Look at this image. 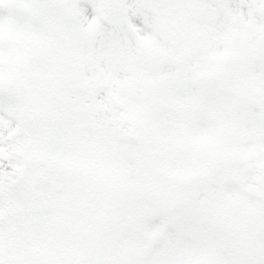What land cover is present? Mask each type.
Segmentation results:
<instances>
[{"label":"snow or ice","instance_id":"snow-or-ice-1","mask_svg":"<svg viewBox=\"0 0 264 264\" xmlns=\"http://www.w3.org/2000/svg\"><path fill=\"white\" fill-rule=\"evenodd\" d=\"M0 264H264V0H0Z\"/></svg>","mask_w":264,"mask_h":264}]
</instances>
